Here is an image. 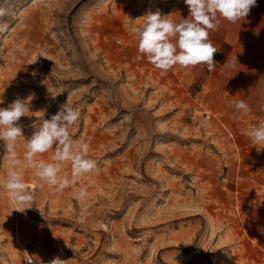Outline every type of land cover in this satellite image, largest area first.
<instances>
[{
  "label": "rangeland",
  "instance_id": "rangeland-1",
  "mask_svg": "<svg viewBox=\"0 0 264 264\" xmlns=\"http://www.w3.org/2000/svg\"><path fill=\"white\" fill-rule=\"evenodd\" d=\"M157 10L190 15L184 0H0V107L33 97L27 139L68 102L98 163L64 190L17 169L35 199L19 212L0 187V264H264V149L246 135L264 121V0L210 32L214 71H162L138 52L127 27Z\"/></svg>",
  "mask_w": 264,
  "mask_h": 264
},
{
  "label": "clouds",
  "instance_id": "clouds-1",
  "mask_svg": "<svg viewBox=\"0 0 264 264\" xmlns=\"http://www.w3.org/2000/svg\"><path fill=\"white\" fill-rule=\"evenodd\" d=\"M184 3L189 9L188 19L175 22L157 10L144 15L140 23L129 24L127 30L137 38L138 52L159 70L205 65L208 71H214V54L218 49L209 39L210 32L218 28L221 18L233 24L244 20L256 6V0H184ZM3 14L0 11V15ZM4 30L6 26L0 25V31ZM31 99L25 101L17 97L7 108L0 107V146L7 167L6 180L0 181V187L14 202V209L22 213L32 207L35 197L17 169L22 166L33 169L39 180L56 190H64L98 167L97 161L88 157L89 144L73 138L70 129L79 122L81 112L68 102L50 119L40 118L32 126L31 136L24 137L23 126L18 122L21 117L30 116ZM234 107L244 113L250 111L243 100L236 101ZM246 135L259 150L264 149V121L250 128ZM21 138H24L25 148L23 161L16 151ZM53 149V162L37 159ZM69 163L71 179L60 175ZM77 192L79 199L87 197L86 187L81 186ZM49 264H64V261L56 257Z\"/></svg>",
  "mask_w": 264,
  "mask_h": 264
},
{
  "label": "crops",
  "instance_id": "crops-1",
  "mask_svg": "<svg viewBox=\"0 0 264 264\" xmlns=\"http://www.w3.org/2000/svg\"><path fill=\"white\" fill-rule=\"evenodd\" d=\"M214 39V40H213ZM213 39H211V42L212 41H214V43H215V38H213ZM213 43V44H214ZM261 55V52L260 51H258V57ZM263 66H264V64H261L260 65V63L258 64V68H257V72H258V79H259V82H260V79H263L264 80V68H263ZM261 83V82H260ZM258 88L259 89H263V93L262 94H260L261 96L264 94V83L261 85V84H259L258 85ZM259 91L257 92V94L259 95ZM264 96V95H263ZM262 103L264 104V101H262Z\"/></svg>",
  "mask_w": 264,
  "mask_h": 264
}]
</instances>
